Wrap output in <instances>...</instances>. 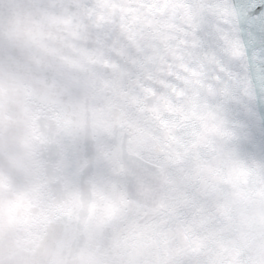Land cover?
I'll use <instances>...</instances> for the list:
<instances>
[{"label":"water","instance_id":"water-1","mask_svg":"<svg viewBox=\"0 0 264 264\" xmlns=\"http://www.w3.org/2000/svg\"><path fill=\"white\" fill-rule=\"evenodd\" d=\"M8 2L21 9L28 40L0 59L29 87L0 104V132L22 130L24 145L38 137L46 156L38 163L47 184L20 186L31 197L16 209L28 253L20 264H49L48 221L64 191L83 197L81 183L97 176L121 195L98 226L123 237L113 264H234L241 255L264 264L248 250L264 223V173L232 142L234 122L212 104L205 69L176 47V25L144 0H99L96 24L46 0ZM192 189L210 213L194 206Z\"/></svg>","mask_w":264,"mask_h":264},{"label":"snow or ice","instance_id":"snow-or-ice-1","mask_svg":"<svg viewBox=\"0 0 264 264\" xmlns=\"http://www.w3.org/2000/svg\"><path fill=\"white\" fill-rule=\"evenodd\" d=\"M46 3L76 13L90 24H96L103 7L99 0H46ZM141 7L176 25V47L205 69L212 104L234 122L232 142L258 162L264 173V0H144ZM153 88L165 91L163 85L154 84ZM21 184L19 176L0 172V193L7 191L14 195V200L9 201L10 209L31 205L29 193L20 190ZM190 194L194 206L204 205V211H212L194 189ZM4 208L0 200V218ZM234 264H254V261L241 255Z\"/></svg>","mask_w":264,"mask_h":264},{"label":"clouds","instance_id":"clouds-1","mask_svg":"<svg viewBox=\"0 0 264 264\" xmlns=\"http://www.w3.org/2000/svg\"><path fill=\"white\" fill-rule=\"evenodd\" d=\"M17 5L8 0H0V51L8 52L15 45L28 40L27 24L22 17L18 18ZM19 69L5 57L0 59V104L7 106L11 101L22 100L26 83L15 78ZM22 130L6 128L0 132V165L6 172L20 177L22 184H47L44 170L39 161L46 158L41 141L34 135L28 136V143L21 144ZM19 156L18 165L9 164V156ZM83 197L72 186L63 193L64 203L58 218L52 224L47 236V244L55 255L49 258V264H113L117 246L123 237L110 229L98 231V226L106 221L119 207L121 195L113 188L106 177L97 176L94 184H83ZM4 202V215L0 218V253H3L2 264H20L28 257L21 248L22 231L15 208H9V201L14 195L5 191L0 193ZM39 213L41 208H37ZM255 242L249 252L255 257L264 255V223L257 222L253 228Z\"/></svg>","mask_w":264,"mask_h":264}]
</instances>
